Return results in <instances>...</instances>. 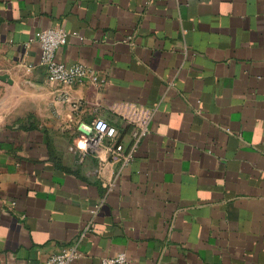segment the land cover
Masks as SVG:
<instances>
[{"label":"crops","instance_id":"1","mask_svg":"<svg viewBox=\"0 0 264 264\" xmlns=\"http://www.w3.org/2000/svg\"><path fill=\"white\" fill-rule=\"evenodd\" d=\"M50 27L95 82L47 79ZM1 75L0 264H264V0H0ZM144 117L130 163L87 148Z\"/></svg>","mask_w":264,"mask_h":264},{"label":"built area","instance_id":"2","mask_svg":"<svg viewBox=\"0 0 264 264\" xmlns=\"http://www.w3.org/2000/svg\"><path fill=\"white\" fill-rule=\"evenodd\" d=\"M68 39V32L64 28L50 27L37 30L30 39L38 41L40 45V58L38 64L44 69L47 79L60 86H70L76 82L83 81L86 77H90L92 81H96V77L83 64H68L59 61L56 57V50L64 45ZM31 67L28 66L27 69ZM60 100L68 102L69 95L62 92ZM131 125L129 135L131 145L124 151L121 144H114L113 140L119 135L117 128L109 124L103 118H94L91 122V134L87 137V148L93 153L97 152L104 140L109 143L105 144L103 150L120 156L122 164L130 163L138 149V144L147 135V118L128 119ZM112 182L110 183V186ZM109 186V187H110ZM79 256V252L75 247L60 250L48 257L45 264H70L73 259ZM101 264H131L125 252H118L113 256H106L101 259Z\"/></svg>","mask_w":264,"mask_h":264},{"label":"rangeland","instance_id":"3","mask_svg":"<svg viewBox=\"0 0 264 264\" xmlns=\"http://www.w3.org/2000/svg\"><path fill=\"white\" fill-rule=\"evenodd\" d=\"M7 83L8 82L0 79V124H4L8 121L6 118H2V115L6 114V111L8 110V103L5 100L8 88Z\"/></svg>","mask_w":264,"mask_h":264},{"label":"water","instance_id":"4","mask_svg":"<svg viewBox=\"0 0 264 264\" xmlns=\"http://www.w3.org/2000/svg\"><path fill=\"white\" fill-rule=\"evenodd\" d=\"M0 79L6 81V82H8V83L10 82V80H9V78H8L7 75H1V76H0Z\"/></svg>","mask_w":264,"mask_h":264}]
</instances>
